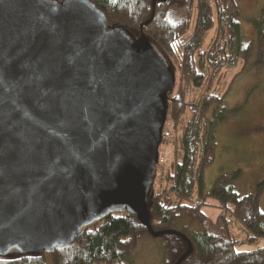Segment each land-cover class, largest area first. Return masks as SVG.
<instances>
[{
	"label": "water",
	"instance_id": "water-1",
	"mask_svg": "<svg viewBox=\"0 0 264 264\" xmlns=\"http://www.w3.org/2000/svg\"><path fill=\"white\" fill-rule=\"evenodd\" d=\"M173 84L142 33L107 26L88 0H0V253L49 252L128 211L185 241L173 264L188 256L146 207Z\"/></svg>",
	"mask_w": 264,
	"mask_h": 264
},
{
	"label": "trees",
	"instance_id": "trees-1",
	"mask_svg": "<svg viewBox=\"0 0 264 264\" xmlns=\"http://www.w3.org/2000/svg\"><path fill=\"white\" fill-rule=\"evenodd\" d=\"M88 1L102 14L107 26L120 28L130 37L142 33L172 68L174 84L166 92V119L174 132L190 109L179 142L173 144L172 158L168 164L161 163L160 169L155 166L146 200L152 229L175 230L188 238L192 251L179 264H264V245L236 250L240 243H254L264 237V228L259 226L263 215L258 208L264 180L253 192L239 195L233 186L238 169L219 175L210 190L203 191V170L215 154L216 128L240 108L226 110L222 103L242 68L227 84L219 86L223 68L245 60L248 54L240 36L235 0ZM152 5L153 18L140 31L139 25L150 16ZM253 25L258 52L264 58V3ZM211 30L213 34L206 43ZM214 86H218L217 91H211ZM196 87L203 89V95L193 97L191 92ZM207 206L217 209L213 219L203 211ZM233 223L242 227V238L236 237ZM146 236L151 235L134 213L111 212L82 227L64 246L49 252L11 249L0 253V264H45L46 254L52 264H129L126 257ZM157 237L160 264H173L185 250V241L171 233Z\"/></svg>",
	"mask_w": 264,
	"mask_h": 264
},
{
	"label": "rangeland",
	"instance_id": "rangeland-1",
	"mask_svg": "<svg viewBox=\"0 0 264 264\" xmlns=\"http://www.w3.org/2000/svg\"><path fill=\"white\" fill-rule=\"evenodd\" d=\"M235 3L239 12L237 19L240 36L248 47V54L245 60H238L223 68L224 77L219 86L227 84L242 68L231 82L222 103L226 110L237 106L240 108L237 113L228 115L225 122L216 128L215 154L212 162L203 170V191L208 192L219 175L231 174L239 169V176L233 180V186L239 195H243L253 192L255 186L264 180V58L259 55L253 25L264 0H235ZM212 34V30L208 32L204 42L207 43ZM217 87H212L211 91H217ZM186 93L189 97V92ZM191 94L193 97L201 96L203 89L196 87ZM189 113L190 109H187L175 128L174 139L167 145H161L160 142L157 169L163 167L161 163L168 164L172 158L173 144L179 142L181 126ZM194 198L195 194L191 202ZM258 208L263 215L259 226L264 228V188L259 196ZM203 211L212 219L217 214V209L212 206L204 207ZM232 229L238 239L244 236V231L238 223H233ZM159 240L160 238L156 236L143 237L128 254L126 260L129 264H160ZM262 245H264V237H260L254 243H240L236 250L245 251ZM45 264H52L48 254L45 256Z\"/></svg>",
	"mask_w": 264,
	"mask_h": 264
},
{
	"label": "built area",
	"instance_id": "built-area-1",
	"mask_svg": "<svg viewBox=\"0 0 264 264\" xmlns=\"http://www.w3.org/2000/svg\"><path fill=\"white\" fill-rule=\"evenodd\" d=\"M174 137H175V132L172 128L171 121L169 119H166L165 117L161 130V136H160L161 145H167L169 142H171L174 139Z\"/></svg>",
	"mask_w": 264,
	"mask_h": 264
}]
</instances>
